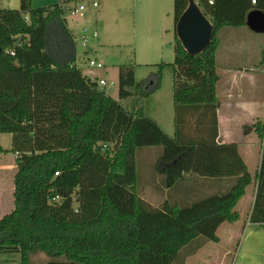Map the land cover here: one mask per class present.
<instances>
[{"label":"trees","instance_id":"obj_1","mask_svg":"<svg viewBox=\"0 0 264 264\" xmlns=\"http://www.w3.org/2000/svg\"><path fill=\"white\" fill-rule=\"evenodd\" d=\"M79 1L86 0H72ZM188 6L174 0L175 61L165 65L174 72V137L140 106L158 81L138 84L132 65L119 67V99L133 100L127 110L74 66L76 36L61 4L35 9L21 0L19 9H0V135H11V152L19 154L0 255L20 254L22 264L38 253L65 260L50 264H185L220 243L223 224L241 220L236 208L253 180L238 144L218 143V35L247 27L264 0H199L214 31L200 55L186 51L176 32ZM254 124L262 147L249 219L264 230V119ZM148 147L163 148L157 169L167 191L189 177L235 183L185 208L170 201L155 208L137 178L136 153ZM0 153H7L1 144Z\"/></svg>","mask_w":264,"mask_h":264},{"label":"rangeland","instance_id":"obj_2","mask_svg":"<svg viewBox=\"0 0 264 264\" xmlns=\"http://www.w3.org/2000/svg\"><path fill=\"white\" fill-rule=\"evenodd\" d=\"M62 0H32L33 7L50 8L60 4ZM98 2V8H92L88 5V10L82 15L72 16L69 18L68 25L76 37L77 44V60L79 62V70L91 79H104L108 86L104 88L108 96H111L116 101L120 102L125 109H131L133 100L121 101L119 99L118 78L119 67L132 65L135 71V81L140 84L148 80L158 81V90L151 93L147 98L140 102L141 108L144 110V115L155 121L162 128L166 135L174 137L176 133L175 127V108H174V89H173V70L166 64H172L175 61V32H174V0H93ZM199 6V0H195ZM81 2L74 4L78 7ZM21 0H0V9H19ZM203 13V8L199 7ZM84 28L89 29L88 37L90 38L89 46L91 53L85 56L80 41V32ZM223 30L222 36L224 35ZM239 32L238 30H233ZM249 31V30H248ZM93 32H97L98 38L93 37ZM250 33H253L249 31ZM253 39L241 46L237 45V50L240 54L251 55L244 59L261 58V48H257L260 39H264V35L253 33ZM252 44V45H251ZM244 49H243V48ZM256 47V48H254ZM223 51L218 54L217 61L227 60L224 58ZM239 54V55H240ZM89 58L96 59L103 63V69H89L87 60ZM240 60V58H234ZM236 64V62H235ZM222 65V64H221ZM160 66H165L160 69ZM219 75L222 76L221 71ZM248 81V80H247ZM242 81L243 85L249 89V83ZM264 86V84H263ZM250 90V89H249ZM248 100L255 97L248 92ZM132 110V109H131ZM46 130L48 127H46ZM13 137L8 134L0 135V144L7 153H0V219L11 214L15 210L14 206V180L17 175L16 155L11 152ZM163 154L162 147H148L138 149L136 153L137 178L140 184L141 197L155 208H161L165 201L175 202L180 208L188 207L189 204L199 202L209 196L219 194L218 192L210 191L212 188L205 187V182L214 179H202L199 177H189V181L181 182V184L171 189L166 194L165 178L158 172L157 163ZM232 186L235 182L233 179H228ZM203 183L201 185L200 183ZM230 186V187H231ZM257 190V189H256ZM165 191V192H164ZM256 195V194H255ZM244 213L245 209H240ZM252 225L250 231L263 233L264 230H255L254 225L250 222L245 223L246 226ZM242 227V225H241ZM240 225L236 227V230ZM223 238L222 249H235L237 238L235 232H232L226 227L222 232ZM250 247L256 258H260L261 248L264 245V237L254 235L252 237ZM196 244L189 246L184 250V253L192 251ZM213 255L212 259H218L216 250L210 251ZM210 256V255H209ZM200 260V258H198ZM196 260V261H199ZM260 260V259H259ZM264 260V257L263 259ZM64 262L60 258L57 260L49 259L45 254L38 253L31 257V264H50L51 262ZM232 258L227 264H231ZM256 263H259L257 261ZM0 264H22L21 255L17 254H2L0 255ZM192 264V263H190ZM202 264V262L198 263ZM214 264V263H213ZM260 264V263H259Z\"/></svg>","mask_w":264,"mask_h":264},{"label":"crops","instance_id":"obj_3","mask_svg":"<svg viewBox=\"0 0 264 264\" xmlns=\"http://www.w3.org/2000/svg\"><path fill=\"white\" fill-rule=\"evenodd\" d=\"M80 15H82V13ZM225 29L228 28L222 29L218 35L220 41L218 54L223 51L222 55L227 59L217 61V69L219 72L221 71L222 74V76H220L218 73L220 80L216 87L217 98L221 106L218 111V143L223 145L229 143L238 144L239 154L242 160L248 165L253 183L247 188L244 198L241 199L236 208L241 220L235 224L227 222L223 224L217 231V237L220 239V243L209 242L195 255L189 256L185 264H198L200 262H202V264H227L230 258H232L231 264H264V260H261L264 257V245L261 248L262 251L259 255V260L256 258V255L253 254V250L249 243L254 235L264 237V235H261L263 233L250 231V228L253 227L252 225L244 228L245 223L249 221L255 203L254 199L257 189L255 177L261 165L262 144L259 143L253 126L256 121L264 119V65L261 64L264 59V39L261 38L259 45H257L258 49L262 47L261 58L258 60L244 59L251 55L253 51H250L249 54H240L241 52H238L237 45L241 43V46H243L245 43L251 42L249 41L250 39L254 40V32L250 33L249 31L251 30L247 27H240L239 29L224 31V35L222 36L221 33H223ZM233 30H238L239 32ZM72 32L74 34V31ZM90 51H92L91 47L87 52H84L86 57L91 54L89 53ZM237 57H241L242 59L235 60L234 58ZM242 81H247L249 83L248 87L250 90L243 85ZM248 92H251L255 98L248 100L247 97L250 95ZM187 181H189V178L184 182ZM229 181L228 179L210 180L205 182V187L212 188L210 191L215 189L213 192L224 193L231 186V182ZM200 184L204 186L202 182ZM169 191L170 190H166V194H168ZM242 208L245 209L244 213L240 210ZM239 225L240 228L236 230V227ZM226 227H228L232 234L234 232L236 234L237 243L233 251L224 249L221 251L218 250L220 248L222 249L223 238L221 234H223L222 232ZM255 230L259 231L257 228ZM214 250L218 252V259L211 258L213 255L210 254V251ZM198 258H200V260ZM257 261H259V263H256Z\"/></svg>","mask_w":264,"mask_h":264},{"label":"water","instance_id":"obj_4","mask_svg":"<svg viewBox=\"0 0 264 264\" xmlns=\"http://www.w3.org/2000/svg\"><path fill=\"white\" fill-rule=\"evenodd\" d=\"M247 27L255 34L264 35V12L255 11L247 18ZM179 40L191 55H200L212 41L214 31L209 19L200 10L195 0H189V6L176 26ZM2 47L0 44V55Z\"/></svg>","mask_w":264,"mask_h":264},{"label":"built area","instance_id":"obj_5","mask_svg":"<svg viewBox=\"0 0 264 264\" xmlns=\"http://www.w3.org/2000/svg\"><path fill=\"white\" fill-rule=\"evenodd\" d=\"M79 2H81V4L77 8L74 7V3L72 2V0H62L60 2V4L63 7H65V9L68 11V15L71 14L72 16H78L81 13H85L88 10V5L89 4L91 5V3H92V5H91L92 8H98L99 7L98 2L93 1V0H86V1H79ZM212 4H213V1L210 2V5H212ZM252 4L253 5H256V1H253ZM88 32H89V29H87V28H84V30H82L80 32V35H81L80 36V41H81V46L83 48V52H82L83 54H84V52H87L89 50V48H90V46H89L90 38L87 35ZM92 34H93V37L94 38H98L99 37V35L97 34V32H93ZM74 66L79 69V62H78V60L75 62V65ZM87 67L89 69H92V70H94V69H103L104 68V65H103V63L97 61L96 59L89 58L87 60ZM86 77L89 80H92L93 82H96L97 85H98V89L100 91H103L104 88H106L108 86L107 81L104 80V79L99 80L97 78L96 79H91V77H88V76H86ZM104 148L107 149L108 147L104 146ZM18 157H19V154L17 153L16 154V158H18ZM58 174L59 173H57L56 175H58ZM55 200H57V199H55Z\"/></svg>","mask_w":264,"mask_h":264}]
</instances>
